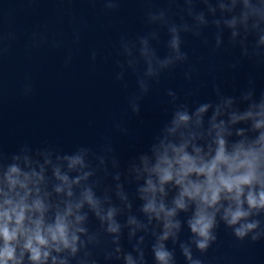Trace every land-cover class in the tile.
<instances>
[{
  "label": "clouds",
  "instance_id": "1",
  "mask_svg": "<svg viewBox=\"0 0 264 264\" xmlns=\"http://www.w3.org/2000/svg\"><path fill=\"white\" fill-rule=\"evenodd\" d=\"M100 2L105 12L119 9L120 0ZM167 3L146 9L149 31L120 38L115 79L123 83L128 72L136 77L137 91L128 97L132 115H139L153 84L188 63L184 36L200 39L214 29L216 52L227 33V45L240 53L233 70L243 60L264 65V0ZM162 30L168 37L163 56L156 48ZM32 43L39 47L46 38L34 34ZM6 52L0 47V55ZM195 74L190 67L184 78L191 82ZM23 91L29 95L32 86ZM214 94L215 100L190 104L168 90L170 118L147 151L124 165L110 143L99 150L24 145L10 155L0 152V264H149V251L152 264H176L177 247L185 264H203L194 249L207 253L221 224L237 241L264 240V92L257 97L249 81L238 95L218 87ZM114 126L127 134L122 123ZM185 227L190 237L181 240Z\"/></svg>",
  "mask_w": 264,
  "mask_h": 264
},
{
  "label": "water",
  "instance_id": "2",
  "mask_svg": "<svg viewBox=\"0 0 264 264\" xmlns=\"http://www.w3.org/2000/svg\"><path fill=\"white\" fill-rule=\"evenodd\" d=\"M168 6L167 0H151L150 4L145 0H120L118 11L105 12L100 0L95 4L89 0H0V47L7 48L0 55V152L10 155L24 145L33 151L51 147L72 152L79 146L99 150L110 143L124 165L147 151L170 118L168 90L190 104L215 100L217 87L224 95H238L248 89L249 81L257 97L264 92V65L243 60L233 70L231 65L239 58V49L227 45L225 33V46L214 52L215 30L208 29L200 39L183 37L188 63L153 84L139 115H132L128 97L137 91L136 77L128 72L123 83L115 79L117 61L123 60L118 55L120 38L133 39L146 33V9ZM172 8L175 12L177 5ZM197 10H203V6L198 5ZM34 34L43 35L46 43L33 47ZM10 35L14 37L11 40ZM167 38L162 30L156 45L161 56L166 53ZM203 39L209 41L208 45ZM69 55L71 63L65 66ZM190 67H195L196 74L188 82L184 74ZM26 84L32 86L27 96L23 91ZM190 91L193 94L189 96ZM116 123H122L127 134L118 131ZM126 189L134 193V186ZM135 207L138 202H134ZM189 237L185 227L180 238ZM217 237L207 253L201 255L194 249L203 264H264V240L237 241L223 224ZM123 243L129 248L126 238ZM147 258L152 264L150 251ZM176 264H185L178 247Z\"/></svg>",
  "mask_w": 264,
  "mask_h": 264
}]
</instances>
